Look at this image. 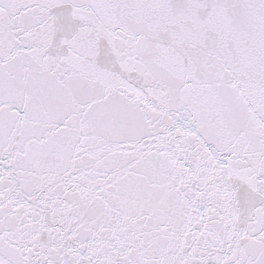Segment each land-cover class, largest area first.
I'll list each match as a JSON object with an SVG mask.
<instances>
[{"label": "snow or ice", "instance_id": "6c2138e0", "mask_svg": "<svg viewBox=\"0 0 264 264\" xmlns=\"http://www.w3.org/2000/svg\"><path fill=\"white\" fill-rule=\"evenodd\" d=\"M0 264H264V0H0Z\"/></svg>", "mask_w": 264, "mask_h": 264}]
</instances>
